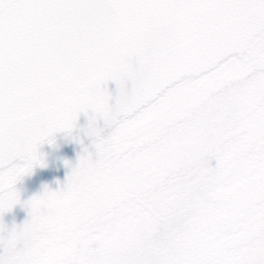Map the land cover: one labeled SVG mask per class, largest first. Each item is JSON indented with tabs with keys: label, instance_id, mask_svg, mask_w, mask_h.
Returning a JSON list of instances; mask_svg holds the SVG:
<instances>
[{
	"label": "snow or ice",
	"instance_id": "obj_1",
	"mask_svg": "<svg viewBox=\"0 0 264 264\" xmlns=\"http://www.w3.org/2000/svg\"><path fill=\"white\" fill-rule=\"evenodd\" d=\"M0 264H264V0H0Z\"/></svg>",
	"mask_w": 264,
	"mask_h": 264
},
{
	"label": "flooded vegetation",
	"instance_id": "obj_2",
	"mask_svg": "<svg viewBox=\"0 0 264 264\" xmlns=\"http://www.w3.org/2000/svg\"><path fill=\"white\" fill-rule=\"evenodd\" d=\"M95 153L91 138H88L81 144L71 146L65 139L55 135L54 142L44 143L40 146V152L43 154L46 166L37 165L31 174L26 175L16 185L20 191L21 200L27 201L34 195L40 194L47 186L50 190H60L71 172V167L66 165V161L72 167L79 162L80 155H87L84 149ZM28 219V211L25 207L18 204L10 212H6L3 217V223L11 229L13 225H22Z\"/></svg>",
	"mask_w": 264,
	"mask_h": 264
},
{
	"label": "water",
	"instance_id": "obj_3",
	"mask_svg": "<svg viewBox=\"0 0 264 264\" xmlns=\"http://www.w3.org/2000/svg\"><path fill=\"white\" fill-rule=\"evenodd\" d=\"M108 87L109 90L112 91L113 94H115V88H116L115 83L114 82L109 83ZM87 124H88V117L85 116L84 114H81L77 127L73 129L70 134L67 132H58L55 135H58L61 138L65 139L71 146L81 144L84 141H86L88 138H90L83 131V129L87 126ZM100 126H103V121H100Z\"/></svg>",
	"mask_w": 264,
	"mask_h": 264
}]
</instances>
